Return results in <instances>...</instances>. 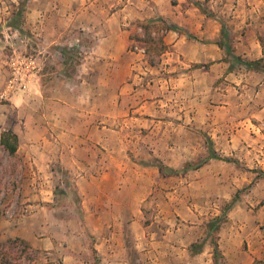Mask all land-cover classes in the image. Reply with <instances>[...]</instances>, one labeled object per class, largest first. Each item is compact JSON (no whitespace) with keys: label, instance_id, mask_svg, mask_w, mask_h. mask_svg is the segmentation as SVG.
<instances>
[{"label":"rangeland","instance_id":"obj_1","mask_svg":"<svg viewBox=\"0 0 264 264\" xmlns=\"http://www.w3.org/2000/svg\"><path fill=\"white\" fill-rule=\"evenodd\" d=\"M21 1L0 0V94L9 90L16 67L21 72L30 64L34 78L19 98L0 96V116L18 114L9 118L16 117L19 128L28 125V137L36 142L54 113L89 107L91 125L110 114L112 126L122 122L128 129V110L139 104L141 111L135 131H123L137 147L125 156L135 170L117 182L118 189L108 179L98 192L90 180L77 181L63 170L47 188L49 199H28L22 190L33 187L32 179L21 174L19 154L0 150V217L13 228L28 215L26 233L58 243L40 249L24 239L30 248L20 237H4L1 251L8 255L1 258L23 264H214L216 231L210 222L235 198L219 230L223 257L218 264L264 260V242L257 240L264 237V69L250 68L225 50L228 71L221 70L212 86L202 72L208 75L209 64L199 69L200 63H186L178 55L170 59V47L160 49L158 39L176 22L133 18L129 10L110 19L117 0H105L106 14L104 2L90 7L89 0H25L19 16ZM192 1L219 15L215 19L221 30L225 25V40L236 54L257 59L243 56L237 45L247 29L259 31L264 43V12L247 27L224 3ZM119 27L124 35L114 32ZM108 40L115 51H106ZM197 77L203 78L194 81ZM85 91L93 98L78 97ZM209 139L222 159L187 172L159 171L160 163L181 169L206 156ZM39 202L48 204L40 212Z\"/></svg>","mask_w":264,"mask_h":264},{"label":"crops","instance_id":"obj_2","mask_svg":"<svg viewBox=\"0 0 264 264\" xmlns=\"http://www.w3.org/2000/svg\"><path fill=\"white\" fill-rule=\"evenodd\" d=\"M106 1L111 3L115 0ZM106 1L89 0V4L91 5L90 7H93L96 4L98 5L99 2H104L103 13L106 14ZM160 1L162 0H117L118 4L116 8L118 9L112 12L111 15L109 12L108 16H110V19H113L115 16H122L126 10H129V15H132L133 18L144 20L152 19L153 17L154 19L167 20L170 23L176 22L175 27L172 26L171 29L167 30L163 37L165 44L171 49L170 55L172 57L170 59L173 60L175 55H178L183 57V61L186 63L194 61L200 63L199 69L204 70L206 64H209L206 69L208 75L205 74V71L202 72L203 76L207 78L208 83L214 86L221 74L220 71H228V62L223 60L225 49L221 48L218 44L221 26L215 18H219V15L215 14L209 17L206 13H202L192 0H178V3H173V0H164V5H161ZM211 1L224 3L229 11V15L244 20L247 27L253 24V20L251 21L252 17H256L257 14L259 17L264 12V0ZM131 3L135 4L132 5ZM168 6L174 7L175 10L166 9ZM105 32L108 35L110 33L108 29ZM114 32L124 35L122 27H119ZM259 34L260 32L257 30L252 32L247 29L245 35H240L237 47L243 53V56L261 58L263 47L260 44ZM109 36L112 35L110 34ZM120 46L122 50L123 45ZM106 51H115L114 41L108 40ZM114 59L119 58L117 56ZM190 75L188 74L187 76ZM202 78L197 77L193 79L199 82ZM20 93L26 94V89L14 92L10 100L19 98L16 95ZM78 97H82L84 100L93 98L92 94L86 91L79 94ZM133 106L136 109L132 113H129L128 110L126 114L127 118L125 120L127 121V126L131 127L128 129H126L125 124H122V122L118 123L116 127L112 126L110 120L115 115L110 116V114H104L103 117L99 116V118L97 115V118L102 121H98L96 126L91 125L89 118L93 117L94 111L89 109V107L85 109H81L80 107L75 108L74 111L72 110L73 114L70 113L68 115H62L61 112L57 115L54 113L52 125L49 126V129L46 126L40 125L43 127V129L40 127L43 137L36 142H33L28 137L32 134L27 130L28 125L23 124L24 128H19L17 124H14L16 117L9 118V115L17 116L18 114L11 112L1 115L0 122L2 123V127L0 128V138L1 133L9 129L18 134L19 147L15 154H19L21 174H26L32 179L33 187H23L22 193L29 196L28 199H39L41 201H45L46 198L49 199L50 196L47 194L49 190L47 188L51 187L53 178L63 170L68 171L69 174H73L77 178V181L90 180L88 184L93 186L98 192L104 189L103 187H105L104 185H106L108 179L114 180L116 185H118L117 182H121L130 173L131 169L135 170L130 165L132 161L125 158V156L128 150L133 151L134 147H137V143L131 137L126 136L124 138L123 134L125 130L129 131L131 129L135 131V128L139 125L138 113L141 110L139 104H133ZM261 110L264 111V106ZM20 111L27 112V115L35 113L29 114V111L23 108ZM117 135L118 137L114 140ZM1 149H4V147L0 140ZM127 156L129 157L128 154ZM22 163H24L25 168L21 166ZM132 163L135 165V162ZM128 168L129 170L126 172ZM118 188L119 185L117 186ZM50 193L53 196L54 190H51ZM37 205L41 208L40 212L48 204L39 202ZM28 217V215L22 214L13 228L8 227L7 221L3 217H0V240L4 237L13 236L26 239L34 247L40 249H50L58 246V243H55L49 237L41 238L34 233H26L23 223L31 219ZM2 228H4V232H2ZM257 240L264 242V237L258 238L257 236ZM147 253L155 252L148 250ZM62 259L63 263H67L66 256Z\"/></svg>","mask_w":264,"mask_h":264},{"label":"trees","instance_id":"obj_3","mask_svg":"<svg viewBox=\"0 0 264 264\" xmlns=\"http://www.w3.org/2000/svg\"><path fill=\"white\" fill-rule=\"evenodd\" d=\"M24 6H25V0L21 1V3H20V10L18 12L19 16L22 15V13L24 11ZM196 6L199 7L200 9H202L208 16H214L215 15V13L212 10L208 11L207 9H203L201 2H196ZM15 17H16V15L14 16V18ZM167 29H171V27L169 26V27H167ZM225 29H226L225 25H222L221 37L218 40L219 46L221 48H224L226 50L227 54L232 55L234 57V59L237 60L238 62L246 63L248 65V67L253 68V69H257V70L264 69V57H261L259 59L250 60V59H244L242 56L235 53L233 46L231 44L227 43V41L225 40V38L227 39V37L229 36V32ZM158 43L160 45L161 50H163L167 47V45L164 42L163 36H161L158 39ZM262 47H263V54H264V43L263 42H262ZM0 140H1L2 146L10 155H14L17 152L18 147H19V136L16 132H14L11 129L5 130L1 133ZM207 148H208V154L206 156L198 159L197 161L186 162L185 165L181 169L171 168L169 166H166L164 163H160L158 165L159 171L161 173H164V174L165 173H170V174L175 173L176 174V173H181V172H187L189 170H196V169L201 168L203 165H205L208 161H210L213 158L214 159H222L220 154L218 153V151L215 149L214 143L211 139H209L207 141ZM235 201L236 200L234 198L232 200V202H230L227 205V207L222 210V214L214 217L212 222H210V225H212L216 231V233H215L216 236H215V239L213 240L214 264H218L219 259L223 257V254L221 252V248L219 246V241H218L219 230H220L223 222H225L228 219L227 213L232 208ZM17 240L21 241L22 243H24L28 247L32 248L31 244L29 242L25 241L24 239L17 238ZM1 248H2V246H0V259H2L1 255H4V256L8 255L6 252L1 251ZM5 260L6 259H2L3 262L1 264H23L17 258H14V261H5ZM253 264H264V260H256Z\"/></svg>","mask_w":264,"mask_h":264},{"label":"built area","instance_id":"obj_4","mask_svg":"<svg viewBox=\"0 0 264 264\" xmlns=\"http://www.w3.org/2000/svg\"><path fill=\"white\" fill-rule=\"evenodd\" d=\"M33 69L34 67H31L30 64H26V66H23L21 72L18 67H16L15 71L13 72L14 77H12V79L10 80L9 90L6 89L0 94V96L7 97L8 95L13 94L17 90H25L28 86L27 84L31 82V80L34 78ZM16 84L19 86V89L16 88Z\"/></svg>","mask_w":264,"mask_h":264}]
</instances>
